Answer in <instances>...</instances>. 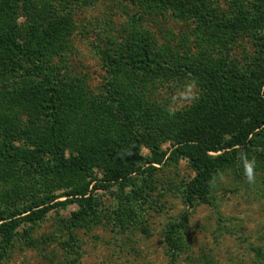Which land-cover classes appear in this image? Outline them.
Listing matches in <instances>:
<instances>
[{
  "label": "rangeland",
  "instance_id": "obj_1",
  "mask_svg": "<svg viewBox=\"0 0 264 264\" xmlns=\"http://www.w3.org/2000/svg\"><path fill=\"white\" fill-rule=\"evenodd\" d=\"M33 5L18 10V41L25 45V31L34 22L39 33L55 28L50 52L35 64L64 89L67 154L82 146L118 144L137 132L161 151L176 143L185 115L201 106L205 87L188 77L166 78V71L153 76L123 66L119 57L142 46L166 69L179 60L238 81H264V0ZM32 69L26 58L0 54V139L47 147L49 123L34 96L39 80ZM129 146L149 155L137 140ZM156 169L150 177L132 176L92 191L93 212L73 228L75 202L51 209L36 223L20 224L12 242L0 246V264H171L166 238L182 220L171 236L183 251L174 264H264L253 253H264V130L215 176L208 204L186 205L183 189L194 172L185 161ZM84 184L89 190L102 184L101 173L46 175L0 157V220L42 199L64 202V193Z\"/></svg>",
  "mask_w": 264,
  "mask_h": 264
},
{
  "label": "trees",
  "instance_id": "obj_2",
  "mask_svg": "<svg viewBox=\"0 0 264 264\" xmlns=\"http://www.w3.org/2000/svg\"><path fill=\"white\" fill-rule=\"evenodd\" d=\"M38 1L0 0V54L10 53L32 62V74L39 80L34 96L40 102L42 114L49 123L50 143L47 147L30 148L0 139V157L21 162L46 175L76 178L97 170L102 175V184L94 185L90 190V184L74 187L64 193V202L52 204L53 198L42 199L33 202L24 213L0 220V246L5 248L12 242L14 231L20 224L36 223L51 209L71 202H75L78 207L71 221L73 228L93 212L92 191L126 183L132 176L150 177L157 170L156 167L170 161L183 160L193 169L194 176L183 189L186 205L192 208L208 204L215 176L228 165L233 153L247 148L264 130V81H238L233 77L212 73L202 65L189 67L179 60H176L170 69H166L150 48L142 46L126 58L119 57L123 66L132 70H146L153 76L166 71V78L188 77L205 87L201 106L185 115L187 123L181 129L176 143L168 150L161 151L157 145L148 141L149 139L146 140L148 137L145 134L137 132L118 144L100 148L82 146L78 151L67 154L68 133L62 123L65 118L62 107L66 101L64 89L58 81L53 80L51 72H45L35 64L50 52L55 28L54 31L51 30L53 27H50L48 32L39 33L34 22L25 31V45L18 41V10ZM193 11L199 13L196 8H193ZM133 140L140 142L149 151V155L143 156L129 146ZM183 223L182 220L173 226L167 234L166 241L171 248V264H174V258L183 252L179 241L171 237ZM253 253L257 260L264 263V253L261 249H253Z\"/></svg>",
  "mask_w": 264,
  "mask_h": 264
},
{
  "label": "clouds",
  "instance_id": "obj_3",
  "mask_svg": "<svg viewBox=\"0 0 264 264\" xmlns=\"http://www.w3.org/2000/svg\"><path fill=\"white\" fill-rule=\"evenodd\" d=\"M247 175L249 180L253 179L251 166L248 167Z\"/></svg>",
  "mask_w": 264,
  "mask_h": 264
}]
</instances>
